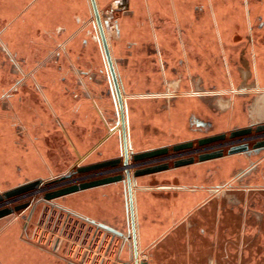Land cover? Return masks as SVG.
Segmentation results:
<instances>
[{
  "label": "crops",
  "instance_id": "obj_1",
  "mask_svg": "<svg viewBox=\"0 0 264 264\" xmlns=\"http://www.w3.org/2000/svg\"><path fill=\"white\" fill-rule=\"evenodd\" d=\"M151 1L148 0L156 4L150 19L156 29L152 43L158 51L155 60H149L150 66L145 58L138 59L136 78L139 80L131 85L132 93H137V96L129 101V133L134 152H144L190 136L191 116L211 121L214 131H222L234 124H243L244 115L241 114L239 106L231 110H221L218 104L225 100L222 96L216 98L207 93L195 95L190 91H200V87L197 88L190 80H197L196 83L203 85L206 90L211 85L223 86L227 83L226 80H243L250 68L252 72L247 80L252 79L255 74L256 80L264 84V47L260 43L256 47L257 53L261 54L257 64L254 61L253 66L244 63L240 67L238 60V55L244 47L245 9L238 6V0H229L231 7L226 8L222 7V0ZM161 3L170 4L171 13L160 10ZM245 3L248 4L249 0H245ZM183 4L217 5V8H209L211 13L202 11L198 14L199 18L195 19L193 13L180 9L179 6ZM77 6L78 2L75 0H0V19L2 22L8 21L4 30L7 35H3L6 38H21V45L27 47L30 36H40V33L46 32V23L51 21L52 25H55L73 12L79 13ZM162 13H166L165 17ZM169 14L171 17L167 16ZM192 20L197 21L196 28L185 29L183 25L190 24ZM224 59L227 65L222 66L221 60ZM159 62L165 63L164 70L160 68ZM147 75L150 80H146ZM163 79L166 80L165 87L161 86ZM164 89L175 93L172 101L165 106L162 99L149 100L144 95ZM42 94V97L22 98V105H18V102L20 107L12 110L11 120L10 114L0 113V185L5 183L4 180L13 182L16 175L31 181L43 179L47 175L52 178L66 174L78 166L118 156L115 135L107 137L106 111L102 101L95 96L84 97L78 93L70 95L62 91L55 92V88ZM126 120L125 123L128 122V119ZM17 125L23 128L24 133L18 134ZM56 127L60 132L57 133L58 138ZM57 139L58 144L55 143ZM66 160L70 161L69 167L65 169ZM202 176L201 170L193 166L136 178V195L135 190H132L133 212L136 234L138 216L142 241L164 236V245L176 246L178 233L181 234L183 227L181 220L186 219L197 224L205 222V214L199 208L198 191L184 193L157 189L160 185H167L197 190L200 188ZM13 187L15 186L11 185L6 189ZM109 189L112 190V187L79 192L65 197L62 202L48 204L47 209H53L56 213L63 212L65 219H81L96 230L101 229L87 222L86 218L99 222L96 220L98 219L103 221V224L115 226L122 218V209L116 204L114 196L111 195L109 199L106 198L107 194L100 199L95 197L107 193ZM83 202L97 205V211H93L90 216L81 215L80 212L84 211L82 206H87L81 205ZM33 210L32 214L30 210L27 217L28 224L26 221L20 224L21 236L10 230L14 228L15 222H11L8 228L4 227L7 230L0 234V264H47V254L59 257L63 244L60 238L55 237L50 241L49 237L45 239L47 242H44V238L43 241L40 240L43 233L39 231L38 241L46 246L51 243L50 251L36 247L30 242L33 240L28 238L31 226H36L35 229L40 226V216ZM186 212L190 215L182 219ZM126 218L131 237L129 207ZM176 226L177 230L175 228L174 232L167 233L170 227ZM101 231L112 239L116 238L107 231ZM103 263L102 259L101 264Z\"/></svg>",
  "mask_w": 264,
  "mask_h": 264
},
{
  "label": "flooded vegetation",
  "instance_id": "obj_2",
  "mask_svg": "<svg viewBox=\"0 0 264 264\" xmlns=\"http://www.w3.org/2000/svg\"><path fill=\"white\" fill-rule=\"evenodd\" d=\"M262 1L261 4H264V0ZM95 2L109 50L114 77L109 70L95 17L88 0L93 18L95 38L103 61L101 74L105 78L107 87L106 91L98 93L91 79L94 77V73L82 72L80 76L87 80H82V78L78 80V83L84 90L79 94L84 97L95 96L99 101L103 102L104 110L106 111L105 123L108 128L107 137L115 135L114 137L118 143V156L116 158L123 159L122 127L125 129L128 153H137L133 150L129 133V101L134 96H137V93H132L131 85L133 86V83L139 80L136 78L138 73L136 66L139 65L138 59L145 58L147 65L150 66L151 62L149 60H155L158 51L152 43L156 29L153 28V22L150 20L156 4H152L148 0H112L111 8L107 10L105 17H103L100 12L99 0H95ZM151 2H154V0ZM179 7L184 11L187 10V12L193 13L195 19L199 18L198 14L202 11L211 13L209 9L211 7L207 8V5L192 6L183 4ZM244 7L245 18L243 27L246 31L244 33V47L238 55L240 67L244 63L248 66H253L254 61L257 64L256 61L260 58L261 54L257 53L256 47L258 43L264 47V44H262L264 43V13L253 12L251 4H246L245 1ZM159 9H162L163 12L171 13L170 4L165 5L161 3L159 4ZM114 14L119 16H115ZM165 14H163L164 17ZM167 16L171 17V14ZM196 23L197 21L192 20L190 24L183 25V27L185 29H193L196 28ZM58 30L60 31L61 28ZM112 41H114V45ZM21 44L22 40L19 38H17L16 42L15 38H4L3 34H0V49L8 56L10 62L17 69L20 68L17 52H19L20 47H23ZM65 46H62L61 50L64 51L66 49ZM57 56H59V53ZM262 57L264 58V56ZM22 60L24 59L22 58ZM221 61L222 66L227 65L225 59ZM4 63L6 61L0 62V70L5 66ZM158 64L164 70L165 63L159 62ZM251 70L249 68V72L245 74L243 80H238V82L226 80L227 83L223 86L222 84L211 85L206 90L203 85L196 83L197 80H190L193 84L195 83L197 88L200 87V91H190L191 93H195V95L207 93L216 98H218L217 96H222L225 100L218 104V108L221 110H231L239 106L241 114L244 115L243 124H234L222 131H214L211 121L191 116L189 121L190 136L183 140L169 142L153 148H165L167 149V154L151 159L150 164L146 166L165 163L168 169L147 176H154L193 166L199 168L203 173L200 188L197 190L193 188L185 189L183 187L173 188L167 185L157 187L159 190L168 192L171 190L184 193L185 191H198L200 194L199 208L205 214V222L203 224L191 223V221L185 219L190 213H184L182 219H185V221L181 220L183 227L181 234L178 233L179 238L177 239L178 244L176 246L172 244L164 245V236L146 242L142 241L139 235L138 216L137 234L136 230L134 233L135 239L133 240L132 235L130 237L128 233L127 240L124 241L123 237L128 232L126 223L127 209L129 207L127 187L121 183L108 185L109 187H113L114 190L122 192L125 230L116 229L114 226L108 225L123 234V237H119L121 241L119 257H121L120 255L123 252H129V259L132 264H264V84H260L256 80L255 74L252 79L247 80L251 76ZM75 73L79 74L77 69H75ZM114 80L121 94V107L116 99ZM146 80H150L148 75ZM61 81L65 82L66 80L64 78ZM199 81L201 83V80ZM165 82L166 80H161V86L165 87ZM24 84H27L26 80H17L11 89L17 90L18 87L23 89ZM36 88L41 90V93H37V96L42 97V93H44L43 89H40L41 87L38 85H36ZM60 91H62V87L59 89L55 88V92ZM24 94H18L16 99L14 94H0V113L10 114L11 116L12 110L22 105V98L27 97ZM68 94L72 95L71 93ZM174 94V92L164 89L158 92L145 93L144 95L149 100L162 99L165 106V104L172 101ZM110 104L115 115L112 124ZM117 108L119 112H117ZM125 114H127L128 119L127 128L125 126ZM3 118L5 119V116ZM12 118L13 116L10 117V120ZM16 127L19 135L24 133L22 132V127L19 125ZM214 137L218 139L212 143L205 145L198 144L199 141ZM187 143H191L190 149L179 152L172 151L174 146ZM230 151L232 153L229 154ZM210 152H216L218 156L205 161L198 160V155ZM189 157H193L191 164L178 168L173 167L174 160ZM119 174L124 175L120 169L113 175ZM108 186L105 187L109 188ZM117 186L119 188H116ZM133 189L135 190L134 195H136V185L133 186L132 184ZM111 195L113 193H107L106 198L109 199ZM175 228L177 230V226L170 227L167 233L174 232ZM146 246L149 256L144 261L141 259V255ZM117 261H120L119 264H128L119 258Z\"/></svg>",
  "mask_w": 264,
  "mask_h": 264
},
{
  "label": "rangeland",
  "instance_id": "obj_3",
  "mask_svg": "<svg viewBox=\"0 0 264 264\" xmlns=\"http://www.w3.org/2000/svg\"><path fill=\"white\" fill-rule=\"evenodd\" d=\"M75 1L78 2L77 7L79 13L73 12L68 17L63 18L62 22H57L55 25H52L51 21L46 23L45 33H40V36H30L28 38L29 43L27 44V47L19 48V52H17V56H19L17 58L20 66L19 69L15 68L10 62L8 56L0 49V62L6 61V63H4L5 66L0 70V94H14L16 99L18 94L25 93L27 97L30 96L36 98L37 93H41V90H38L36 85L41 87L40 89H43L44 93L49 92L52 88L59 89L62 87V93L66 92L71 93L72 95L74 93L79 94L84 90L78 83V80H80V78H82V80H87L80 76L82 72L94 73V77L91 79L93 80V85L97 89V92L101 93V91H106L107 84L105 78L101 74L103 61L95 38L96 35L93 27V18L88 0ZM244 1L245 0H238V6L245 8ZM259 1L249 0L248 4H251V7H253V12L264 13V4H261L263 1ZM229 2V0H222V7H231V5L228 4ZM111 6L112 0H99L100 12L103 17H105L107 10H109ZM208 7L217 8V5H207V8ZM7 22V20L2 22L0 19V33H4ZM59 27L61 28L60 31L58 30ZM4 34L7 35V32ZM3 37L5 38L6 36L3 35ZM112 44H115L114 41H112ZM64 45H66V49L63 51L61 50V47ZM58 53L59 56H57ZM22 58L24 60H22ZM44 62L45 64H43ZM75 69L78 70L79 74L75 73ZM64 78L66 81H63V84L61 80H64ZM17 80H26L27 84L23 85V89L20 87H18L17 90H14L13 88L11 89ZM110 116L112 124L115 119L112 105L110 108ZM126 119L127 116L125 114V120ZM125 126L127 128V122L125 123ZM55 129L56 137L58 138L60 132L57 127ZM55 143L58 144V139ZM51 144H53V141H51ZM69 161L70 160L65 161V169L66 167H69ZM48 178H51L50 175H47V177L43 179L45 180ZM28 181L31 180L20 175H16L13 182H6L4 180L3 182L5 183L0 185V193L6 191V188L11 185L17 186ZM107 193H113L116 204L122 209V218L119 219V224H116L114 227L116 229L125 230L122 192L120 190L116 191L114 189H109ZM107 193L98 194L95 197L100 199V197H103ZM41 196L42 195H39V197ZM37 198L38 197L34 198L32 204L35 205L33 209L36 211V215L38 214V216H40V226L39 229H35L36 226H31V233L29 232L28 238L33 240L30 242L36 247H40L43 250L45 249V251H50L51 243L49 246L47 244V247L46 245H43L42 242L40 243L38 241L39 237L37 235L39 231H41V234L43 233L42 239H40L41 241H43V238L44 242H47L45 239H49V237L50 241L54 240L55 237H58L62 240L61 242H63L58 258L48 254L46 255L47 264H101L102 259L104 260L103 264H115L116 262L120 263V261H117L118 258L121 261L132 264L129 259V252L125 251L120 255L121 257H119L121 250L120 239L110 238L108 234H105L101 230H96L94 226L89 225L81 219H65L63 212L59 213L57 211L56 213L53 209H47V203L39 202L36 204ZM62 201L63 199H59V201H52L51 203L55 204L56 202ZM84 204L87 206H85V208L82 206V210L84 211L80 212L81 215L90 216L93 211L95 212L98 209L97 205H93L90 202H83L81 205ZM93 207L94 209H91ZM30 210L31 209L28 208L19 214H14L2 219L0 221V234L7 230L4 227L8 228V225L11 222H15L14 228H11L10 230H12L14 234L21 236L20 224L23 221H26ZM87 210H90L91 212L88 213ZM96 220L104 223L98 219ZM50 233L51 236H49ZM31 234H33V236H31ZM146 248L147 246L144 247V251L141 255V259L144 261H146L149 256V252Z\"/></svg>",
  "mask_w": 264,
  "mask_h": 264
},
{
  "label": "water",
  "instance_id": "obj_4",
  "mask_svg": "<svg viewBox=\"0 0 264 264\" xmlns=\"http://www.w3.org/2000/svg\"><path fill=\"white\" fill-rule=\"evenodd\" d=\"M92 12L95 17V22L98 28V32L101 38L102 47L104 50L105 58L109 67V70L114 77L113 66L111 62V58L109 55V50L106 44V40L103 33V28L100 21L99 12L97 9V5L95 0H89ZM114 89L116 99L121 107V94L119 88L117 86L116 81L114 80ZM218 138H208L202 141H199V145H205L216 141ZM122 141H123V159L120 158H113L109 160H104L101 162L88 164L84 166H78L73 171H70L66 174H63L58 177L48 178L46 180H33L26 182L24 184L18 185L14 188H11L7 191L0 193V220L9 217L14 214H19L26 209L30 208L33 210L34 206L31 201H25L20 204H16L12 207L7 206L8 204L14 202L18 198L22 197H34L36 195L42 194L41 197L37 198L36 204L39 202H44L50 205H53L51 202L56 201L59 199H64L67 196L84 192L87 190L105 187L111 184H125L128 191V198H129V215H130V225L132 231V238L135 239V227H134V212H133V205H132V184L135 185L136 178L156 174L168 169L167 164H155L145 167H140V163L143 161H150L151 159L167 154V149L159 148L148 150L144 152H137V153H128L127 143H126V135L125 129L122 127ZM191 143L176 145L172 148L173 152H179L183 150L190 149ZM232 151L229 152V154ZM218 156L216 152H210L206 154L198 155L199 161H205L209 159H213ZM193 161V157L184 158V159H177L173 161V167L178 168L182 166H186L191 164ZM120 165V167H118ZM119 168L123 171L124 175H109L105 177H100L88 181H74L72 180L73 176L76 175H84L91 172H97L100 170L106 169H115ZM86 221L90 224L95 225L96 227L100 228L101 230L107 231L114 236L123 237V234L116 230L115 228L108 226L106 224L96 222L94 220H89L86 218Z\"/></svg>",
  "mask_w": 264,
  "mask_h": 264
},
{
  "label": "built area",
  "instance_id": "obj_5",
  "mask_svg": "<svg viewBox=\"0 0 264 264\" xmlns=\"http://www.w3.org/2000/svg\"><path fill=\"white\" fill-rule=\"evenodd\" d=\"M148 164H150V161L142 162V163H140L139 166L142 167V166H146ZM118 169L117 168L106 169V170H100L97 172H91V173L84 174V175H76V176L72 177V180H74V181H88V180H92V179H96V178H100V177H105V176L113 175L116 171H118ZM39 195H42V194H39ZM39 195H36L34 197L18 198L14 202L8 204L7 206L12 207L16 204H20V203L25 202V201H31L32 202L34 200V198L39 197ZM31 213H32V210H31ZM28 222H29V218L26 219V224H28Z\"/></svg>",
  "mask_w": 264,
  "mask_h": 264
},
{
  "label": "bare ground",
  "instance_id": "obj_6",
  "mask_svg": "<svg viewBox=\"0 0 264 264\" xmlns=\"http://www.w3.org/2000/svg\"><path fill=\"white\" fill-rule=\"evenodd\" d=\"M130 154V153H129ZM126 220H127V218H126ZM127 223V226H128V221L126 222ZM129 233V230H128V232L126 233V235L123 237L124 238V241H126L127 240V234ZM130 236V235H129ZM116 238H118V239H120L119 237H117V236H115ZM123 241V242H124ZM132 259H133V255H132Z\"/></svg>",
  "mask_w": 264,
  "mask_h": 264
}]
</instances>
